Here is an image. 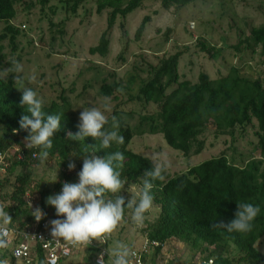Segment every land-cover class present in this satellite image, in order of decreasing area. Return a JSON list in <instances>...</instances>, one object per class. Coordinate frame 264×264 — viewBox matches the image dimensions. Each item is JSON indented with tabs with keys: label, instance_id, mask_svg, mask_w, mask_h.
<instances>
[{
	"label": "trees",
	"instance_id": "trees-1",
	"mask_svg": "<svg viewBox=\"0 0 264 264\" xmlns=\"http://www.w3.org/2000/svg\"><path fill=\"white\" fill-rule=\"evenodd\" d=\"M52 1L38 0L40 11L48 23L50 32L55 30L63 36L67 16L76 15L77 9L88 0H58L56 5H50ZM145 1L93 0L96 14L105 11L109 13L107 29L100 36L97 45L89 49V55L106 57L110 46L109 35L117 19H126ZM158 1L164 11H179L197 2L213 0ZM20 7L29 13L33 6L24 0H0V23L4 25L0 41L8 39L12 52L17 50L16 40L21 30L11 23L16 20ZM45 8L49 13H46ZM258 9L263 16L262 24L251 27L248 34L238 32L237 43L228 49L234 53L239 63L231 66L223 76L211 79L206 73H200L194 84L181 80L178 62L183 53L177 52L158 59V65L141 59L138 66H133L131 73H127L125 82L118 80L119 83L113 82L111 85L102 83L98 94L103 99L109 96L111 101L118 102V96L123 94L129 104L138 102L144 106L152 105L154 108L153 114L145 113L142 116L135 115L133 111L124 112L121 109L122 103L112 108L108 117L109 125L106 127L111 125L112 117L115 116L120 124L119 134L125 138L123 145L113 144L111 148L103 149L100 147V141L91 137L85 138L84 141L67 137V133L76 134L79 131V123L71 113V105L65 91L60 92L56 99L45 102V116L62 114L61 130L52 138L53 147L48 150L47 159L55 162L61 171L62 179L52 190L37 180L31 170L34 165H40V149H28L25 146L29 133L20 129L19 121L23 115L30 116V113L27 112L26 106H21L22 92L16 89L18 85L14 83L13 75L8 78L0 77V152L21 147L26 156L22 161L12 158L7 162L5 172H0V207L12 217L9 227L22 228L32 221L33 217L24 202L26 194L37 195L40 209L46 213L44 218L51 214V219L55 220V209L47 205L46 200L49 196L59 194L65 182L78 183V173L82 170V158L85 156L106 158L115 151L123 152L125 160L120 169L121 178L126 181L124 187L133 186L138 189V200L144 173L150 171L153 164L150 159L134 154L128 149L134 137L160 134L172 151L188 160L204 151L205 134L209 126H212L215 138H229L234 156L238 138L245 140L249 128L253 130L255 141L248 142V145L259 152L258 158H250L236 165L233 157L229 158L222 153L188 167L181 174L169 176L165 172L166 178L163 181H152V208L158 213L151 222L147 221L150 211L147 213L141 236H144V240L159 244L155 255L161 251L163 245L177 241L194 256L199 254L206 260L210 259L212 264H264V256L255 248L258 243L264 244V70L256 73L253 80L242 75L245 66L250 62L254 63L256 70L264 67V11L261 5ZM58 11L65 13L66 19L54 23L52 18ZM148 22L149 17L142 20L135 33L136 41L140 39ZM170 33L171 31L167 30L165 36ZM197 42L200 52L209 59L213 60L219 56L220 49L201 39H197ZM245 57L250 62L244 61ZM118 59L123 60V57ZM140 74L145 78L141 79ZM133 88L135 95L132 93ZM135 116L138 118V125L132 128L129 120H133ZM32 153L38 156L35 160H31ZM69 162L75 163L73 173H66L69 172ZM123 197L126 202L129 200L127 196ZM239 202L252 203L261 209L253 222L252 231L229 233L214 227L215 224L233 220ZM128 214H132V211L125 208L122 221H125ZM108 247H113L111 235ZM36 251L37 257L33 264H44L42 252L39 248ZM93 254V249L85 251V264H94ZM0 259L14 262L1 250Z\"/></svg>",
	"mask_w": 264,
	"mask_h": 264
},
{
	"label": "rangeland",
	"instance_id": "rangeland-1",
	"mask_svg": "<svg viewBox=\"0 0 264 264\" xmlns=\"http://www.w3.org/2000/svg\"><path fill=\"white\" fill-rule=\"evenodd\" d=\"M57 1L53 0L50 5H56ZM24 2L31 3L33 7L29 13L24 12V8L20 7L16 20L11 23L21 30L16 40L17 50L12 52L8 39L0 41V70L11 67L14 60L22 63L25 85L37 91L44 103L56 99L60 92L65 91V96L71 105V113L78 123L83 109L97 107L103 110L104 99L98 94L102 83L111 85L113 82L119 83L118 80L125 82L127 73H131L132 67H137L141 59L152 65H158V59L182 52L178 62V73L181 80L192 84L197 82L200 73H206L211 79L225 75L231 66L239 63L228 47L237 43L239 31L248 34L251 27L262 24L263 16L258 9L260 5L264 11V0L197 2L179 11L174 9L164 11L158 0H146L126 19H117L109 35V53L106 57L100 58L89 55L88 51L97 45L100 36L106 31L108 11L96 14L93 0L85 1L77 9L76 15L67 16V19L65 13L58 11L52 18L53 22L58 23L66 19L64 35L60 36L55 30L50 32L48 23L40 11L38 0H24ZM45 11L49 13L47 8ZM145 17H149V22L140 39L136 41L135 33ZM3 28L4 25L0 23V33ZM167 30L171 33L165 36ZM197 39L220 49L219 56L213 60L209 59L200 52ZM120 56L123 60L118 59ZM244 61L250 62L247 57ZM253 64L250 62L242 71V75L252 80L256 77V73L264 70V67L256 70ZM10 75L15 76L16 73L9 72L6 78ZM33 75L36 77L35 81L30 80ZM139 77L145 78L143 74ZM133 90L132 93L135 95V88ZM118 97V102H110L111 111L116 104L122 103L121 109L126 113L133 111L135 115L142 116L154 112L152 105L144 106L138 102L129 104L125 95L120 94ZM111 111L106 112L108 117ZM137 119L135 116L133 120H129L130 127L134 128L138 125ZM212 130V126H209L205 134L206 145L202 154L188 160L172 151L160 134L136 136L131 140L128 149L148 159L157 154L166 156L171 165L166 171L169 176L181 174L188 167L222 153L229 158L233 157L236 165L250 158L259 157V152L248 145V142L255 141L252 129L248 128L245 140L238 138L235 156L229 138L225 136L215 138ZM239 155L242 157L240 158ZM39 162L40 165L31 168L32 173L37 180L52 190L62 180L61 171L54 161L48 159L41 161L39 158ZM73 172L72 170L66 173ZM16 173L18 174V171ZM120 195L127 196L128 199L137 198L138 189L127 186ZM157 213V210L152 208L147 221H153ZM144 228H137L132 221V214H128L125 221H121L110 234L113 238V246L116 241H122L133 248L139 247L144 241V236H141ZM255 248L264 256V244L258 243ZM164 255L173 264H190L195 258L177 241H171L165 246ZM83 258L84 255H79V258H71L63 264H85ZM6 261L7 264H22L18 261L13 263L7 259Z\"/></svg>",
	"mask_w": 264,
	"mask_h": 264
},
{
	"label": "clouds",
	"instance_id": "clouds-1",
	"mask_svg": "<svg viewBox=\"0 0 264 264\" xmlns=\"http://www.w3.org/2000/svg\"><path fill=\"white\" fill-rule=\"evenodd\" d=\"M9 72H14V83L17 90L22 92L21 106L27 107L29 115H23L19 121L20 129L29 133L25 139L28 149L39 148L41 161L47 160L52 147V138L61 130L62 114L45 116L44 101L37 91L25 85L22 75L24 66L19 61H13L12 66L0 70V77L6 78ZM33 75L30 80L35 81ZM111 97H104L103 110L97 107L85 108L79 116V131L76 134L67 133L73 140H85L91 137L100 141V147L109 149L113 144L123 145L124 136L119 134V121L115 116L109 127V118L106 112L111 111ZM82 170L78 173V183L65 182L59 194L49 196L46 204L53 207L57 217L50 221L51 236L53 239L63 240L68 245L87 246L110 235L124 218L125 208L132 211V221L137 228L145 227L146 215L154 206V197L151 194L154 184L152 181H163L165 172L171 166L168 158L162 154L150 158L153 168L144 173L143 187L139 199L131 198L127 202L120 195L126 181L121 178L120 169L125 160L124 153L115 151L106 158L95 155L85 156ZM69 171L75 169V163L69 162ZM32 216L37 222L44 219L46 213L36 207ZM238 211L235 218L228 223L215 224L214 227L224 229L229 233H249L253 222L261 209L258 205L248 202L237 203ZM12 217L0 207V250L10 246V229ZM104 253L98 256L97 264H133L135 253L131 245L116 241L111 250H107L108 259ZM0 264H7L0 259Z\"/></svg>",
	"mask_w": 264,
	"mask_h": 264
},
{
	"label": "built area",
	"instance_id": "built-area-1",
	"mask_svg": "<svg viewBox=\"0 0 264 264\" xmlns=\"http://www.w3.org/2000/svg\"><path fill=\"white\" fill-rule=\"evenodd\" d=\"M37 157L35 153H32L31 160H35ZM12 158L17 161L24 160L26 156L23 149L21 147H13L0 152L1 173L5 172L7 162H10ZM24 202L28 206L31 215L29 203H31L33 211L36 207L40 208L39 197L37 195L26 194ZM56 219H63V217H57ZM51 220V214H49L48 218H44L39 222L33 217L32 221L22 228L8 226L10 229L9 239L11 243L8 249L1 250L2 253H5L9 259L21 262L22 264L35 263L37 248L42 252L44 264H63L71 258H79V255L83 256L87 249L94 250L92 258L94 264H97L98 256L101 253L105 254V261L108 259L107 250H110L108 247L109 235L98 241H93L91 245L73 247L63 240L52 238L50 234ZM165 246L166 245H163L161 251L155 255V249L159 247V244L144 240L139 247L133 248L135 253L132 258L133 264H173L171 260L164 255ZM192 264H212V261L210 259L206 260L198 254L195 256Z\"/></svg>",
	"mask_w": 264,
	"mask_h": 264
}]
</instances>
